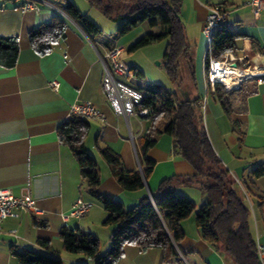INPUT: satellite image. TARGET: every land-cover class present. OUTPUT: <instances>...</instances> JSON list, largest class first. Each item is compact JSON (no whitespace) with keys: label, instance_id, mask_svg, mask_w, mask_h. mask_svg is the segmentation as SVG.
Returning <instances> with one entry per match:
<instances>
[{"label":"crops","instance_id":"0c3cea01","mask_svg":"<svg viewBox=\"0 0 264 264\" xmlns=\"http://www.w3.org/2000/svg\"><path fill=\"white\" fill-rule=\"evenodd\" d=\"M19 3L0 0V36H14L19 45L16 64L11 68L0 65V187L10 188L17 196L33 198L40 211L23 210L20 217L3 221L0 264H20L12 250L31 248L54 255L58 252L62 264L65 260L68 264L90 263L83 254L72 255L64 249L59 235L63 228L60 213L78 196L91 201L90 209L81 218L70 219L68 227L91 230L105 246L115 225L102 228L107 211L89 193L77 160L57 135V126L71 115L72 103L90 100L103 114V120L88 118L90 128L84 139L87 151L98 163L100 195L117 199L129 208L155 192L164 178L193 174L194 169L174 151L171 136L161 133L146 151L154 164L144 186L125 190L99 148L109 146L119 154L127 169L139 170L141 149L137 139L147 131L148 122L132 117L128 127L124 118L111 108L103 89V67L97 52L104 53L118 45L105 41L97 46L76 22L52 7L41 5L35 12L22 10ZM213 3L229 10L226 24L230 30L247 35L239 42L241 49L236 52L238 57L242 56L243 65L250 70L264 68V11L254 16L244 0H181L179 17L192 53L193 76L187 75L189 86L182 90L181 97L176 89L172 90L182 101L199 98L209 141L240 186L243 195L240 196L250 211L253 238L264 243V173L252 175L256 167L264 168V79L260 82L247 79L231 92H222L229 107V113L225 112L218 94L206 81V43L201 30L208 14L207 6ZM56 14L66 22L64 37L48 53L39 55L30 46L29 31L49 22ZM143 23L148 30L154 29ZM51 80L59 81L58 90L49 86ZM178 190L191 198L196 207L206 202V195L196 187L181 185ZM34 218L45 220L47 225H35ZM181 227L184 236L176 245L180 260L166 261L159 248L141 250L137 245L126 244L123 256L115 264H231L221 248L202 238L194 214L185 218ZM39 239L48 240L49 248L41 246Z\"/></svg>","mask_w":264,"mask_h":264},{"label":"trees","instance_id":"16d2710c","mask_svg":"<svg viewBox=\"0 0 264 264\" xmlns=\"http://www.w3.org/2000/svg\"><path fill=\"white\" fill-rule=\"evenodd\" d=\"M100 8L103 14L119 21L118 33L123 34L138 23L147 22L158 31L139 37L129 51L148 43L168 38L164 51L167 73L174 84L182 79L179 76L181 60L185 61L187 71L193 76V62L186 39L185 27L179 17L181 0H87ZM54 2L91 37L101 33L100 28L78 8L66 0ZM66 22L56 14L47 23H42L29 31L31 48L39 55L48 53L53 45L64 37ZM246 34L229 29L226 22L217 28L211 40V55L222 59L227 52H238L239 42ZM19 45L14 36H0V65L13 67L18 58ZM208 62V55L205 57ZM134 77L143 76L140 69L130 66ZM142 92V100L136 104L138 111L149 108L150 113L142 117L149 121L147 131L137 139L141 149L142 171L127 169L119 154L109 146L99 148L101 155L109 163L113 176L125 190H136L144 186V181L152 172L154 160L146 156V151L156 142V137L165 133L171 136L173 149L194 169L193 174L172 175L164 178L151 198L145 195L138 204L125 208L117 199L100 195L97 186L100 182L98 163L85 146L90 122L80 114L70 117L57 126L59 140L67 145L78 162L81 178L86 182L89 193L97 199L107 211L103 224L115 225L110 235V246L106 253L99 252L100 242L89 232L78 227H64L60 230V239L64 249L72 254H83L90 263L74 264H115L124 252L126 244L137 245L141 250L159 248L163 250L166 261L180 260L176 245L184 236L181 222L194 214L195 223L202 238L213 247L221 248L231 264H260L255 239L250 230V211L244 199L234 186V180L214 151L203 123L199 98L182 101L175 90H169L157 83L136 87ZM222 86H216L220 103L226 113L229 107L223 97ZM238 131V125L234 123ZM264 173L258 166L252 170L253 176ZM198 188L206 195V202L196 207L195 202L182 194L178 187ZM35 225L46 226L45 220L33 219ZM39 244L49 248V241L39 239ZM12 254L20 264H62L56 254H50L34 248L17 250Z\"/></svg>","mask_w":264,"mask_h":264},{"label":"built area","instance_id":"2783aa9c","mask_svg":"<svg viewBox=\"0 0 264 264\" xmlns=\"http://www.w3.org/2000/svg\"><path fill=\"white\" fill-rule=\"evenodd\" d=\"M19 7L22 10H33L38 12L41 5H46L54 8L59 13L70 18L53 0H18ZM244 4L250 6L254 16H259L264 11V0H244ZM208 14L203 24L201 33L205 39V54L208 55V62L206 65V81L209 88L214 91L215 87L222 86L224 91L231 90L219 79L223 77V64L228 63L233 65V68L241 70H249L251 75L243 78L241 82L247 79L255 78L257 82L264 79V68L250 70L243 65V58L237 56L234 52H227L222 59H217L211 55V40L212 36L219 26L227 21L229 10L224 8L219 3H213L207 6ZM123 49L119 46H113L111 49L104 51V53L97 52L98 58L103 67L102 86L108 98L109 104L116 115L124 118L127 126L132 117L142 119L143 116L148 115L151 111L149 108L143 107L136 110L135 106L142 100V92L126 83L121 78L134 77L133 71L128 66L122 56ZM206 57V56H205ZM240 82V84H241ZM49 86L54 90H58L60 83L58 80H51ZM238 87V86H237ZM236 87V88H237ZM233 88V89H236ZM71 114H80L87 118H97L103 120V114L90 100L74 102L70 107ZM130 139L133 141V136L130 133ZM135 154L137 152L135 149ZM139 170L142 171V166L139 164ZM151 201L154 204L153 197L149 193ZM92 203L81 196L74 199L70 207L60 213L61 220L64 227H68V222L72 218H81L91 207ZM28 210L31 213H37L40 208L31 197H21L15 195L10 188L0 187V230L3 221L8 217H20L21 211ZM256 254L260 264H264V243L255 240Z\"/></svg>","mask_w":264,"mask_h":264},{"label":"rangeland","instance_id":"374dc122","mask_svg":"<svg viewBox=\"0 0 264 264\" xmlns=\"http://www.w3.org/2000/svg\"><path fill=\"white\" fill-rule=\"evenodd\" d=\"M71 1L82 14H85L92 22H94L100 28L101 30L100 34L98 35L91 34V38L95 42V44L97 45L98 43L105 41L114 42L116 45L123 48L122 56L124 62L128 66H133L135 68L140 69L143 73V76L140 77L135 76L132 78L123 77L121 78L122 80H124L126 83H128L133 87L146 86L147 84L150 83L161 84L162 86H164L169 90L176 89L179 92L180 97L182 96L181 94L183 93L182 90H184L186 87L189 86L190 76H187L189 75V73L185 68V61L181 60V65L179 67V76L181 77L182 80L178 84H174L171 81L167 73L165 60H164V51L169 41L167 37L140 46L134 49L133 51L128 50L129 47L139 37L149 32H154V31L156 32L159 30L158 28H154L152 31H150L148 30L149 27L147 26V24L141 22L138 23L136 26L132 27L131 29H129L127 32L120 34L118 33L119 21H115L113 19L106 17L100 8L91 5L87 0H71ZM143 121L144 122L147 121L148 125L150 124L149 121L146 119H144ZM139 157H140V162H143L142 153L140 150H139ZM138 161L137 163L139 167ZM234 186L236 190L239 192V194L242 195L240 186L237 181L234 182ZM71 224L72 222L70 223V225ZM105 226L107 225L102 224V228H104ZM102 228L100 230H102ZM80 230L83 232H89L95 237H97L100 242L99 252L101 254L106 253V251L110 246V241L109 244L105 246V243H103L102 240H100V238L97 236V234H94L91 230H83V229ZM72 255H77V254H72ZM64 264H68V262L65 260Z\"/></svg>","mask_w":264,"mask_h":264},{"label":"bare ground","instance_id":"6f19581e","mask_svg":"<svg viewBox=\"0 0 264 264\" xmlns=\"http://www.w3.org/2000/svg\"><path fill=\"white\" fill-rule=\"evenodd\" d=\"M239 57H242L239 55ZM223 77H220V81L223 82L228 88L232 89L240 85V82L243 78H246L248 75H251L249 70H241L238 68H233V65L228 63L223 64Z\"/></svg>","mask_w":264,"mask_h":264},{"label":"water","instance_id":"95a60500","mask_svg":"<svg viewBox=\"0 0 264 264\" xmlns=\"http://www.w3.org/2000/svg\"><path fill=\"white\" fill-rule=\"evenodd\" d=\"M233 65H236V63L234 62Z\"/></svg>","mask_w":264,"mask_h":264}]
</instances>
